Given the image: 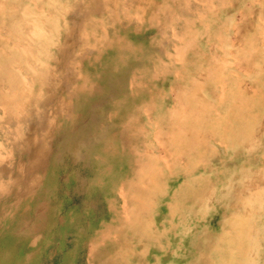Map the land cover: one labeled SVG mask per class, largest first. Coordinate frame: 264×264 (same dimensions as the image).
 Instances as JSON below:
<instances>
[{"label":"rangeland","instance_id":"obj_1","mask_svg":"<svg viewBox=\"0 0 264 264\" xmlns=\"http://www.w3.org/2000/svg\"><path fill=\"white\" fill-rule=\"evenodd\" d=\"M0 4V264H264V0Z\"/></svg>","mask_w":264,"mask_h":264},{"label":"bare ground","instance_id":"obj_2","mask_svg":"<svg viewBox=\"0 0 264 264\" xmlns=\"http://www.w3.org/2000/svg\"><path fill=\"white\" fill-rule=\"evenodd\" d=\"M2 3V2H1ZM1 5V4H0ZM12 8H13V6H12ZM264 8V7H263ZM253 11V10H252ZM257 16V15H256ZM245 19H246V17H245ZM249 19V18H248ZM264 19V18H263ZM247 20V19H246ZM263 21V20H262ZM29 22V21H28ZM30 22H31V20H30ZM248 22V21H247ZM251 22V21H250ZM31 23H33V21L31 22ZM253 23V22H252ZM248 24V23H247ZM40 26V25H39ZM259 26V25H258ZM34 27V26H33ZM254 27H256V26H254ZM36 28H38V26L36 27ZM38 30H39V28H38ZM240 30V29H239ZM31 33H32V31H31ZM35 34H37V31H36V33ZM41 34H43V33H41ZM240 34V33H239ZM258 34V33H257ZM27 35H30V34H27ZM33 35V34H32ZM3 36V35H2ZM5 37V36H4ZM26 37V36H25ZM29 37V36H28ZM235 37V36H234ZM22 38V37H21ZM262 38H264V37H262ZM261 38V39H262ZM10 40H11V38H10ZM24 41V40H23ZM27 41V40H26ZM237 41V40H236ZM240 42H241V40H239ZM238 41V42H239ZM243 41V40H242ZM28 42V41H27ZM257 42V41H256ZM12 43V42H11ZM262 43V42H261ZM260 43V44H261ZM22 45V44H21ZM30 45V44H29ZM29 45H27V47L29 46ZM22 46H25L24 44L22 45ZM35 46V45H34ZM260 46V45H259ZM14 48V47H13ZM17 48V47H16ZM19 48H20V46H19ZM36 49H37V47H35ZM34 48V49H35ZM1 49V48H0ZM22 49H24V48H22ZM20 50V49H19ZM30 50V49H29ZM256 50V49H255ZM259 50H260V48H259ZM39 51V50H38ZM22 52V51H21ZM230 52H231V50H230ZM7 55V54H6ZM249 55V54H248ZM33 56V55H32ZM35 56V55H34ZM36 58H37V56H35ZM34 57V58H35ZM253 57V56H252ZM235 58V57H234ZM239 58V57H238ZM37 59H39V58H37ZM11 60H12V58H11ZM233 60V59H232ZM235 60V59H234ZM251 60V59H250ZM28 61V60H27ZM32 61V60H31ZM239 61V60H238ZM238 61H237V63H238ZM30 62V61H29ZM243 63L245 62V61H242ZM248 62V61H247ZM235 63V62H234ZM23 64H25V63H23ZM32 64V63H31ZM30 64V65H31ZM245 64V63H244ZM11 65H13V64H11ZM18 66V65H17ZM21 66H23V65H21ZM238 66H239V64H238ZM12 67H14V66H12ZM24 67V66H23ZM35 67V66H34ZM237 67V66H236ZM241 67V66H240ZM15 68H16V66H15ZM243 68H244V66H243ZM244 70V69H243ZM16 71H18V70H16ZM246 71V70H245ZM251 71H253V68H252V70ZM28 72V71H27ZM203 74V73H202ZM5 76V75H4ZM22 76V75H21ZM224 76V75H223ZM20 77V76H19ZM221 79H223V78H221ZM227 79V78H226ZM225 80V79H224ZM4 81H5V79H4ZM226 81V80H225ZM222 82V81H221ZM220 82V83H221ZM0 83H1V80H0ZM239 83V82H238ZM22 84V83H21ZM219 84V83H218ZM223 84V83H222ZM241 84V83H240ZM19 87V86H18ZM222 88V87H221ZM243 88V87H242ZM255 88V87H254ZM19 89H23L24 90V88H19ZM1 90V89H0ZM23 90H21V91H23ZM241 90V89H240ZM249 90V89H248ZM251 90V89H250ZM254 90H256V89H254ZM258 90V89H257ZM3 91V90H2ZM4 91H6V90H4ZM12 93H13V91H12ZM11 93V94H12ZM18 93V92H17ZM257 94V93H256ZM260 94V93H259ZM254 95V94H253ZM255 96V95H254ZM3 97V96H2ZM4 98V97H3ZM14 98V97H13ZM219 98V97H218ZM5 99V98H4ZM3 99V100H4ZM220 99V98H219ZM5 102V101H4ZM12 102V101H11ZM14 102H15V100H14ZM6 103V102H5ZM16 104V103H15ZM17 105V104H16ZM200 110H203V109H201L200 108ZM263 117V116H262ZM211 119V118H210ZM227 119V118H226ZM220 120L218 119V122H219ZM225 121H227V120H225ZM218 122H217V124H218ZM228 122V121H227ZM216 123V122H215ZM260 124V123H259ZM226 126V125H225ZM260 127H261V125H259ZM221 127V126H220ZM259 127V128H260ZM223 128V127H222ZM226 128V127H225ZM262 128V127H261ZM222 133V132H221ZM249 133V132H248ZM157 133H155L154 135H156ZM154 135H152V136H154ZM212 135V134H211ZM220 135H222V134H220ZM156 137V136H155ZM241 137V136H240ZM252 137V136H251ZM223 138H226V137H224L223 136ZM243 138V137H242ZM248 138H249V136H248ZM255 138V137H254ZM213 139V138H212ZM206 140V139H205ZM208 140V139H207ZM221 140V139H220ZM242 140V139H241ZM254 140V139H253ZM155 141V140H154ZM157 141V140H156ZM159 141H157V143H158ZM221 142V141H220ZM249 144V143H248ZM159 146H160V143L158 144ZM207 146H209V144L207 145ZM245 146V145H244ZM164 147V146H163ZM209 148V147H208ZM164 149V148H163ZM211 149V148H210ZM146 150H148V149H146ZM162 150V149H161ZM160 151V150H159ZM163 152V151H162ZM167 152V151H166ZM215 152V151H214ZM208 153V152H207ZM241 153V152H240ZM168 156L170 155V154H167ZM149 156V155H148ZM167 156V157H168ZM178 156V155H177ZM207 156V155H206ZM167 157H164V158H162L163 159V161H164V159H166ZM181 157V156H180ZM179 156H178V158H180ZM207 158V157H206ZM154 159V158H153ZM183 159V158H182ZM229 160V159H228ZM264 164V163H263ZM166 165V164H165ZM209 165V164H208ZM150 166V165H149ZM262 166V165H261ZM147 167V166H146ZM151 167V166H150ZM201 167V166H200ZM209 167H211V166H209ZM156 168H157V166H156ZM165 168V167H164ZM251 168V167H250ZM258 168V167H257ZM262 168H264V167H262ZM261 168V169H262ZM188 169H190V168H188ZM199 169V168H198ZM146 170V169H145ZM201 170V169H200ZM208 170V169H207ZM251 171H253V170H251ZM154 172V171H153ZM157 172V171H156ZM261 172H262V170H261ZM264 172V171H263ZM262 172V173H263ZM236 173V172H235ZM155 174H157V173H155ZM218 174V173H217ZM235 175V174H234ZM259 175V174H258ZM257 175V176H258ZM260 175H261V173H260ZM203 176V175H202ZM236 176V175H235ZM257 176H254V177H257ZM195 177H197V176H195ZM199 177V176H198ZM263 178L264 176H260V178ZM154 178V177H153ZM206 178V177H205ZM213 180V179H212ZM218 180V179H217ZM263 179H261V181H262ZM191 181V180H190ZM206 181V180H205ZM214 182V181H213ZM154 183H155V181H154ZM190 183H192V182H190ZM210 184V183H209ZM219 184V183H218ZM157 184L155 183V186H156ZM189 185V184H188ZM195 185V184H194ZM196 185H199V184H196ZM251 185H253V184H251ZM188 187H190V186H188ZM157 190V189H156ZM263 190V189H262ZM130 198V197H129ZM153 198H154V196H153ZM152 198V199H153ZM164 205V204H163ZM172 205V204H171ZM152 206V205H151ZM153 207V206H152ZM166 207V206H165ZM123 208H124V206H123ZM165 209V208H164ZM167 210V209H166ZM130 213V212H129ZM256 213H257V211H256ZM139 218V217H138ZM257 218V217H256ZM135 220V219H134ZM258 220V219H257ZM129 221V220H128ZM135 222V221H134ZM132 223V222H131ZM245 225V224H244ZM248 227H250L249 225H248ZM248 229V228H247ZM250 229V228H249ZM256 229H257V227H256ZM262 229V228H261ZM248 231H250V230H248ZM162 232V231H161ZM259 232V231H258ZM261 233H262V231H261ZM259 235V234H258ZM257 235V236H258ZM245 236H248V235H245ZM256 239V238H255ZM204 242V241H203ZM210 243V242H209ZM208 243V244H209ZM214 243V242H213ZM202 244H204V243H202ZM255 244V243H254ZM206 246V245H205ZM205 246H201L202 248H203V250H204V247ZM213 246V245H212ZM211 246V247H212ZM116 247H117V245H116ZM235 247H238V246H235ZM212 249V248H211ZM164 250V249H163ZM109 251V250H108ZM165 251V250H164ZM110 252V251H109ZM213 253H214V248H213ZM212 254V253H211ZM156 258V257H155ZM157 259V258H156ZM219 260V259H218ZM236 262H237V260H236ZM242 263V262H241ZM253 263V262H252ZM92 264V263H91Z\"/></svg>","mask_w":264,"mask_h":264}]
</instances>
